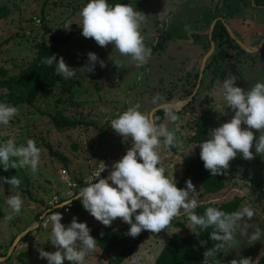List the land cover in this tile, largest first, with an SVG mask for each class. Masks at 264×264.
<instances>
[{"label": "rangeland", "instance_id": "rangeland-1", "mask_svg": "<svg viewBox=\"0 0 264 264\" xmlns=\"http://www.w3.org/2000/svg\"><path fill=\"white\" fill-rule=\"evenodd\" d=\"M147 1L151 5L141 13L144 19L140 24V32L143 42L156 45L161 38L166 41L170 35L164 22L168 17L155 16V7L152 6L154 0H144ZM87 2L88 0H0V67L8 69L11 75H16L36 58L42 46L47 45L53 46L59 58L62 57L76 71L72 80H64L50 92L38 97L34 103L11 104L18 109L17 114L8 125H0V142L14 138L17 144L23 145L27 139H32L41 154L35 174L27 168L12 169V177L17 176L20 180L19 186L11 192L8 184L0 186V209L3 212L0 220V257L4 258L0 260V264H47L46 259L39 258L38 249L47 252L57 249L48 241L51 226L46 230L41 229L40 219L57 204L71 199L80 188L94 182L96 178H92L102 169L103 164L113 165L126 154L131 147L130 138L124 139L116 134L109 122L126 110L122 103H127L135 93L138 94L137 103H146L148 113L156 108L152 104L154 96L161 98L162 105H179L176 109L178 121L175 124L166 119L164 121L179 141L177 147L165 149L161 145L159 149L160 166L164 168V175L169 179L174 178L176 186L183 189H186L185 181L191 180L197 207L221 205L236 198L241 199L239 208L242 205L251 207L254 215L247 221L248 233L251 234L253 229L259 227L262 230L260 239L249 244L246 237L239 236L237 229L236 237L230 245H226L223 258L227 263L247 258L250 260L249 264H260L264 260V156L256 155L254 148L251 149V160L237 155L228 169L222 170L225 188L215 194H207L194 177L188 174V167L197 156L198 146L193 137L202 116L208 115L209 134L234 115L233 110L227 108L222 89L217 83L227 77L223 79L213 71L228 70V76L236 77L234 86L247 91L257 82L264 83V51L243 54L238 50H228L225 60L215 61L210 71L205 69V79L199 93L193 102L186 104L191 99L190 93L193 94L197 88L198 65L203 58H200L192 74L186 72L181 76L180 68L184 72L189 63L187 61L185 66L179 65L178 59L192 58L203 42H209V37L203 34V30L209 24L207 20L211 22L207 19L210 12L198 9L195 4L159 0L157 7L167 3L171 12L172 39L168 41V48L162 52L161 58H158L157 51L152 50L155 54L151 52L152 57L144 65L137 66L130 57L121 56L111 44L100 47L93 39L81 35L79 11ZM106 2L114 5L111 0ZM68 23L71 24L65 29L64 26ZM211 27L212 25L209 30ZM69 34L64 45L54 43V38L64 39ZM181 37L189 38L188 43L179 45L180 41H186ZM89 52L98 57L93 72L82 69L88 63ZM101 60L105 65L103 68L99 65ZM153 69L172 81L168 88L159 92L151 90L156 81L152 79L154 81L151 82ZM172 72L175 77L170 75ZM140 90L147 92L140 94ZM52 115H63L70 120L80 119L84 123L76 130L58 132L52 124ZM243 127L245 126L242 125ZM252 131L255 139L259 132ZM63 171L69 172L70 180L76 178L82 182L78 181L80 184L75 188L71 187L62 176ZM108 172L106 170L103 176L106 177ZM16 193H19L24 205L19 214L10 220L5 219L10 214L5 200ZM73 217L77 218V222L86 223L95 240L101 230L107 232L109 229L126 228L128 233L129 225L120 218L106 227L85 211L81 203L78 207L74 204L71 214L62 215L61 223L67 226ZM28 230L15 251L10 254L16 238ZM193 230L194 226L181 210L165 230L159 233L145 230L136 237L128 235L124 244L111 252L104 251L96 244L95 249L86 256L84 264H117L116 259L122 251H131L122 264H153L172 235L185 237L191 235ZM64 264L70 262L65 260Z\"/></svg>", "mask_w": 264, "mask_h": 264}, {"label": "clouds", "instance_id": "clouds-1", "mask_svg": "<svg viewBox=\"0 0 264 264\" xmlns=\"http://www.w3.org/2000/svg\"><path fill=\"white\" fill-rule=\"evenodd\" d=\"M79 17L78 25L83 37L93 39L100 47L111 44L121 56L130 57L137 66L147 62L151 50L144 44L140 32V24L144 19L140 11H135L129 4L109 5L106 0H88L80 9ZM70 24L64 28L67 29ZM87 60V65L82 69L93 72L98 57L89 52ZM42 63L47 66L54 64L55 73L65 81L75 76L76 71L67 66L62 57L57 59L56 54L45 57ZM99 65L101 68L105 66L102 60ZM235 80V76H228L222 82H217L227 108L233 110L234 115L228 122L212 129L207 139L198 144L203 167L212 177L227 170L237 155L246 160L253 159V148L256 155L264 156V83L257 82L244 91L234 86ZM160 99L154 96L152 104L163 108L166 120L175 124L178 121L176 109L179 105L170 108L162 105ZM139 109V104L133 105L109 122L116 134L124 139L130 138L131 147L126 154L112 165L105 178L89 182L71 199L64 200L56 207H70L72 200L78 199L83 209L106 227L120 218L129 225L127 234L131 237L145 230L152 233L165 230L170 221L183 210L192 226L201 230L213 229L209 235L216 243L203 253V264H208L210 257L231 244L237 229L239 236L246 237L249 244L258 241L262 232L259 227L253 229L251 234L248 233L247 221L253 217L254 211L247 205L231 213L210 206L202 215L195 214L198 202L191 180L185 181L186 189L178 188L174 178L165 176L164 168L160 166L161 145L165 149L179 145L174 131L164 123L157 125L151 113ZM17 111L16 107L0 102V125H8ZM242 125L245 127L242 128ZM252 130L259 132L255 139ZM40 155L34 140L27 139L25 144L20 145L14 138H8L0 142V169L7 171L9 168H27L35 174L40 164ZM104 170L103 164L98 177ZM3 184H8L11 192L19 186L20 180L17 176L0 177V186ZM5 204L10 212L5 219L10 220L21 212L24 202L16 193L9 195ZM61 220L59 212L47 214L46 223L51 224L48 241L57 250L47 252L38 249L39 258L46 259L47 264H64L65 260L70 264H84L97 241L90 235L86 223L77 222L76 217L67 226ZM249 261L247 258L239 261L234 259L231 264H249Z\"/></svg>", "mask_w": 264, "mask_h": 264}, {"label": "trees", "instance_id": "trees-1", "mask_svg": "<svg viewBox=\"0 0 264 264\" xmlns=\"http://www.w3.org/2000/svg\"><path fill=\"white\" fill-rule=\"evenodd\" d=\"M113 4H129L135 11L142 12L144 0H111ZM81 32V30H80ZM70 37L67 35L64 39L54 38V43L56 45H64ZM157 43L152 50L158 51L162 48L165 39ZM213 40L216 44L217 52L208 60L206 65V70L210 71L214 62L218 60H225V55L228 50H238L243 52L237 44L229 37L224 24L218 21L213 33ZM264 51V48L263 50ZM52 54H56L57 59L59 55L53 46H42L36 58L30 62L20 73L16 75H11L9 70L0 67V100L2 103L7 105H19L23 103H34L38 97L43 94L50 92L58 84L62 83L64 80L58 76L55 71V65L47 66L42 63L45 57ZM67 66H69L66 63ZM213 73L221 78L226 77V71L216 69ZM198 79V75H197ZM192 93H190L191 95ZM52 124L58 132H65L69 130H76L83 123L77 120H70L63 115H52ZM154 119L159 125L165 119L164 111H159L155 114ZM208 115H203L199 125L197 126L196 134L193 137L194 143L198 146L200 142L207 139L208 137ZM200 148L198 147V152L195 161L191 162L188 167V174L194 177L193 179L199 183L207 194H215L225 188V183L223 176H211L209 171L203 167V162L199 156ZM188 165V162H187ZM12 168L7 171L0 169V177L11 178ZM76 207L80 205V201L77 199L74 201ZM241 204V199H234L232 201L223 203L221 205H200L194 209L195 214L202 215L207 207H216L227 213H231L239 209ZM3 218V212L0 209V220ZM212 228L199 229L194 227L193 233L191 235L181 237L180 235L174 234L171 236L170 241L164 246L156 261L153 264H200L203 262V253L211 248L216 241L210 239L209 233L212 232ZM198 234H196V233ZM128 234L126 228H120L111 230L107 232L103 230L96 236L97 245L106 252H111L127 240ZM203 242V243H201ZM226 248V246H225ZM222 249L217 255L210 257L208 262L213 264H231L224 260V251ZM132 250V249H131ZM131 251H122L120 256L116 259L117 264H122L126 258L130 255ZM264 264V260L260 262Z\"/></svg>", "mask_w": 264, "mask_h": 264}, {"label": "crops", "instance_id": "crops-1", "mask_svg": "<svg viewBox=\"0 0 264 264\" xmlns=\"http://www.w3.org/2000/svg\"><path fill=\"white\" fill-rule=\"evenodd\" d=\"M158 1L159 0H157V1L154 0L152 2V6L155 7V9H154L155 10V16L163 17V18L168 17L167 20L164 22H166L167 28H168V33L170 34L169 37L166 39V41L163 43L162 48L157 51V55H159L158 58H161L162 52L164 50H166V48H168V44H169L168 41H170L172 39L171 26H170V24H171V22H170L171 14L170 13L171 12L169 11V9L167 7V3H163V5L159 4L161 7L158 8L157 7ZM175 1L177 3L186 2V3H190V4H195V5H197L198 9L205 10L208 13L210 12L207 19H210L211 22L209 20H207V22H209V24H208L207 28H205L203 30V34L207 37H209L210 26L213 25L214 22L217 20V21H221L224 24V26L227 25L231 29V31L233 32L234 36L238 40H240L243 44H245L250 50L254 51V50L258 49L260 44L264 41V0H175ZM149 4L151 5V2H149V1L144 2L143 10L141 13H143L146 8H150ZM182 39H184L186 41H183V40L180 41L179 45H181L183 43H188V41H189V38H186V39L182 38ZM144 44L146 45L147 48H149L151 50L152 54L153 53L155 54V52L152 51L151 46L155 47L157 45V43H156V45H153V44H149V43L144 42ZM200 47L198 49H196V52L194 53L192 58L184 59L182 57V58L178 59L179 65L185 66L187 61L189 63L188 68L184 72L180 68L181 73L179 75L181 76L182 74H184L186 72L188 74H192L194 72V67L197 66L198 62L200 61V58H203L202 61L198 65V71H199L198 83H199V78H200V68H201L202 62H203L204 58L206 57V55L208 54V52L210 51V48H211L210 39H209V42L206 44L203 42ZM263 48H264V45H263L262 49L260 51H258L257 53L263 52L262 51ZM241 50L243 51L242 52L243 54L247 53L243 49H241ZM215 52H216V49H215ZM215 52H214V54H215ZM203 53H204V57H202ZM152 54L150 53V56L148 59H150L152 57ZM248 54H256V53H248ZM208 60H207V62H208ZM239 61L240 60L238 59L237 62H239ZM207 62H206V65H207ZM160 66H161V64L159 65V67ZM205 69H206V66H205ZM227 71H226V77H228ZM173 73L174 72L170 73V75L172 77H175V75H173ZM152 75L153 76H151V80L152 79L156 80L153 88L151 89L154 92H159L160 90H164V89L169 87V83H172V81H168L166 75L162 76L159 73V71L156 69H153ZM204 76H205V70H204L199 88L201 87V85L204 82V79H205ZM154 80H152L151 82H153ZM197 86H198V84H197ZM199 88L195 90L197 92L194 91L193 94L190 95L191 99L187 100L186 103H191L194 101V97L196 96L197 93H199ZM147 90H148V88H147ZM141 92H147V91L140 90L139 93L141 94ZM141 99H143V98L141 97ZM137 100H138V94L135 93L134 95L131 96V98L127 101V103H122V104H123V106H125L126 110H127V108H129L133 105L139 104L140 105L139 110L141 112H147L146 103H141V102L137 103ZM177 111L178 110H176V112ZM165 119L163 120L162 123H164ZM71 120H77L81 123H84V121H82L80 119H71ZM105 167H106V169L103 171V174L100 178H105L103 176L104 172L106 170L111 171L112 165L109 163L108 164L105 163ZM68 174H69V172H68ZM69 179H70V177H69ZM74 180L82 182L81 179L75 178ZM84 183H86V182L84 181ZM73 200H77V199H73ZM73 203H74V201H73Z\"/></svg>", "mask_w": 264, "mask_h": 264}, {"label": "water", "instance_id": "water-1", "mask_svg": "<svg viewBox=\"0 0 264 264\" xmlns=\"http://www.w3.org/2000/svg\"><path fill=\"white\" fill-rule=\"evenodd\" d=\"M217 20L214 22V24L212 25V27H211V29H210V31H209V39H210V43H211V48H210V51L208 52V54L206 55V57L204 58V60H203V62H202V65H201V68H200V78H199V83H198V86H197V88L196 89H198L199 88V85H200V83H201V79H202V76H203V73H204V70H205V66H206V62H207V60L214 54V52H215V49H216V45H215V42H214V40H213V33H214V30H215V26H216V24H217ZM225 28H226V31H227V33H228V35L230 36V38L241 48V49H243L245 52H247V53H257L258 51H260L261 49H262V47H263V45H264V41L260 44V46L258 47V49H256V50H250L245 44H243L240 40H238L235 36H234V34H233V32L231 31V29L227 26V25H225ZM195 92H197V91H195ZM195 95V94H194ZM186 104H188V103H186ZM163 105H167L168 107H170V108H175V105H173V104H163ZM163 110V108H155V109H153L152 110V112H151V115L153 116V118H154V116H155V114L156 113H158L159 111H162ZM29 232V230L28 231H26V232H24L23 234H21L20 236H18L17 238H16V240L14 241V243H13V245H12V249H11V252H10V254H12L14 251H15V249H16V246H17V244L19 243V241L22 239V237L24 236V234H27ZM9 254V255H10ZM9 255H8V257H9ZM4 258H2V257H0V260H3Z\"/></svg>", "mask_w": 264, "mask_h": 264}, {"label": "built area", "instance_id": "built-area-1", "mask_svg": "<svg viewBox=\"0 0 264 264\" xmlns=\"http://www.w3.org/2000/svg\"><path fill=\"white\" fill-rule=\"evenodd\" d=\"M100 170L101 169H99L95 174H94V178H92L93 180L96 178H100L101 176H102V174H103V171L100 173V177H98V174H99V172H100ZM62 176L70 183L69 185L71 186V187H76L78 184H80L78 181H72V180H70L69 179V174H68V172L67 171H63L62 172ZM57 206V205H56ZM54 207L52 210H50L47 214H50L51 212H59V213H61V215H69V214H71V212H72V210H73V206H74V203H73V200H72V202H71V206L69 207V206H65V207ZM47 214H45L41 219H40V224H39V226H40V228L41 229H43V230H46V229H48V227H50L51 226V224H50V222H47L46 223V220H47Z\"/></svg>", "mask_w": 264, "mask_h": 264}]
</instances>
